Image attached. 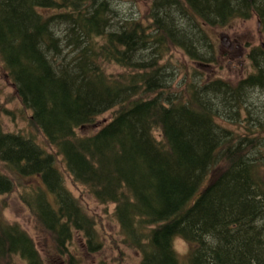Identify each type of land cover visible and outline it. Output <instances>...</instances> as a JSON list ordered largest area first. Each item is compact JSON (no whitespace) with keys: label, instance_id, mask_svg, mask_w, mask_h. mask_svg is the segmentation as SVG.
<instances>
[{"label":"trees","instance_id":"trees-1","mask_svg":"<svg viewBox=\"0 0 264 264\" xmlns=\"http://www.w3.org/2000/svg\"><path fill=\"white\" fill-rule=\"evenodd\" d=\"M148 10L145 26L108 0H0V62L39 136L0 124V197L19 190L62 264L79 263L75 237L89 252L101 243L61 166L98 203L115 204L122 242L141 264H183L178 236L192 245L186 264H264V102L254 99L264 94V49L250 50L254 72L237 83L197 69L179 80L167 51L177 44L214 65L205 27L256 16L264 32V0H154ZM109 110L97 132L79 134ZM36 245L0 221V261L45 264Z\"/></svg>","mask_w":264,"mask_h":264},{"label":"rangeland","instance_id":"rangeland-1","mask_svg":"<svg viewBox=\"0 0 264 264\" xmlns=\"http://www.w3.org/2000/svg\"><path fill=\"white\" fill-rule=\"evenodd\" d=\"M108 1L111 9L113 8L115 13L121 18L135 19L145 26L151 24V21L148 20V8L154 3V0ZM57 10L56 8H46L42 10V13L49 16L57 12ZM118 16H112L114 22L118 21ZM258 21L259 19L256 16L250 19L234 17L230 18L226 25L206 26V32L211 37V41L215 43L217 55L215 56L217 62L214 65L206 66V68L195 64L188 55L183 53L182 48L178 47L177 44H169L167 51H169L170 61L179 66L178 79L180 80L184 73L188 72L190 74L194 69H197L208 78L220 77L237 83L242 78L253 73L254 68L249 59V52L253 47L258 46L262 40L259 32L261 25H259ZM177 22L180 27H183L179 20ZM151 30H153L152 27ZM151 30L148 31L150 32ZM224 36L228 38L229 43L226 41L227 45L222 43ZM103 65L108 73L115 75L121 71L120 67L114 63L106 62ZM261 96L254 97L257 104L264 102V94H261ZM20 107L13 83L0 62V124L2 128L6 132L16 134L23 133L28 135L33 133L39 138L30 127V111H21ZM113 114L114 110H109L98 115L91 124L81 126L78 129L79 134L84 136L97 132L112 119ZM223 124L234 127V125L225 121ZM61 171L69 190L80 199L87 212L95 218L97 222L96 230L101 243L98 251L89 252L86 248V240L81 238V236L75 237L74 244L70 245V252L77 257L78 264H141V252L122 242L120 224L115 214V204L98 203L85 187L79 186L73 181L63 166H61ZM22 180L23 183H31V179ZM0 210L2 212L0 221L17 223L29 235L34 237L37 242L36 249L45 264H62L61 258H57L58 254L55 252L51 242L39 232V225L30 210L20 199L19 190L16 189L14 192L0 197ZM174 248L181 262L186 264L192 245L178 236L174 239ZM11 260L12 264H29L28 260L21 255H15ZM7 262L10 263V258H3L0 264H8Z\"/></svg>","mask_w":264,"mask_h":264},{"label":"water","instance_id":"water-1","mask_svg":"<svg viewBox=\"0 0 264 264\" xmlns=\"http://www.w3.org/2000/svg\"><path fill=\"white\" fill-rule=\"evenodd\" d=\"M224 40H225V41H224ZM226 41L229 43L227 37L224 36L223 39H222V43L225 44V45H227ZM262 45H263V47H264V43H263Z\"/></svg>","mask_w":264,"mask_h":264},{"label":"flooded vegetation","instance_id":"flooded-vegetation-1","mask_svg":"<svg viewBox=\"0 0 264 264\" xmlns=\"http://www.w3.org/2000/svg\"><path fill=\"white\" fill-rule=\"evenodd\" d=\"M262 41H263V35H262Z\"/></svg>","mask_w":264,"mask_h":264}]
</instances>
